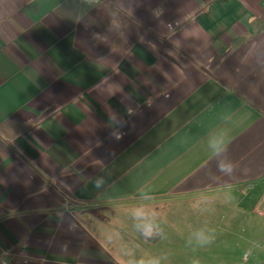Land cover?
I'll list each match as a JSON object with an SVG mask.
<instances>
[{
  "label": "crops",
  "instance_id": "crops-1",
  "mask_svg": "<svg viewBox=\"0 0 264 264\" xmlns=\"http://www.w3.org/2000/svg\"><path fill=\"white\" fill-rule=\"evenodd\" d=\"M260 188L264 0H0V264H173Z\"/></svg>",
  "mask_w": 264,
  "mask_h": 264
},
{
  "label": "rangeland",
  "instance_id": "rangeland-1",
  "mask_svg": "<svg viewBox=\"0 0 264 264\" xmlns=\"http://www.w3.org/2000/svg\"><path fill=\"white\" fill-rule=\"evenodd\" d=\"M260 189L246 199L224 200L213 213L195 216L197 225L177 229L176 246L169 249L168 258L173 264H264V188ZM209 239L210 243L200 242Z\"/></svg>",
  "mask_w": 264,
  "mask_h": 264
},
{
  "label": "clouds",
  "instance_id": "clouds-1",
  "mask_svg": "<svg viewBox=\"0 0 264 264\" xmlns=\"http://www.w3.org/2000/svg\"><path fill=\"white\" fill-rule=\"evenodd\" d=\"M213 147L216 148L217 151L220 150V149H219V146L216 145V144H213ZM219 167H220V169H221L222 171L230 172V171L232 170L233 165H232L231 163H225V162L222 161V162L220 163ZM136 213H137V214H140V211H139V210H136ZM143 234H144L145 236L150 235V233H149L146 229L143 230ZM200 242H207V243H210L211 240H210V239L207 240V241H202V240H201ZM153 264H156V262H153Z\"/></svg>",
  "mask_w": 264,
  "mask_h": 264
}]
</instances>
